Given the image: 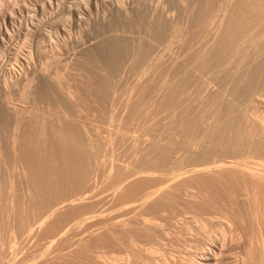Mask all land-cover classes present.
I'll return each instance as SVG.
<instances>
[{
  "label": "rangeland",
  "instance_id": "rangeland-1",
  "mask_svg": "<svg viewBox=\"0 0 264 264\" xmlns=\"http://www.w3.org/2000/svg\"><path fill=\"white\" fill-rule=\"evenodd\" d=\"M123 1L125 7L133 3L3 0L0 7L15 12L22 34L43 24L30 45L22 43L23 49V35L12 31L14 41L0 49V62L6 65L0 63L2 75L10 69L18 76L25 54L32 57L30 68L34 61L41 63L34 45L45 34L54 35L58 23L59 37L67 42L59 51L60 72L72 71L80 85L98 197L115 191L134 172L153 169L158 175L144 190H158L157 200L128 215L131 223L124 231L112 235L97 226V237L82 248L78 264H150L136 252L153 251L149 256L155 264H194L205 248L216 253L211 264H264V186L238 180L228 170L191 172L230 158L245 163L264 159V0H144L142 6L135 3L130 23L107 10ZM103 16L107 22L101 24ZM120 26L155 45V66L140 63L130 44L107 39L101 56L127 58L121 82L94 51L84 53L76 65L69 60L81 46ZM75 39L82 42L79 48L72 44ZM51 41L43 45L50 49ZM140 75L139 91L135 81ZM138 193L120 189L109 207L114 212ZM94 207L105 209L83 203L79 211Z\"/></svg>",
  "mask_w": 264,
  "mask_h": 264
},
{
  "label": "bare ground",
  "instance_id": "bare-ground-1",
  "mask_svg": "<svg viewBox=\"0 0 264 264\" xmlns=\"http://www.w3.org/2000/svg\"><path fill=\"white\" fill-rule=\"evenodd\" d=\"M132 2L129 7H125L124 1L117 2L107 10L122 22L130 23L134 6L145 4L144 0ZM2 5L3 0H0V7ZM95 9H98L97 2ZM15 16V12L9 14L0 10L1 50H5L11 42L13 30L16 29L18 35L22 34L21 22ZM106 18L103 16L99 22L106 23ZM41 24L34 31L23 32L22 49L32 37L39 36L43 27ZM58 26L57 23L54 35L47 33L34 45L35 57L43 60L38 62L39 65L34 61V67L30 68L32 57L29 51L28 56L23 54L21 68L16 65L20 69L18 76H12L10 69L0 74V264H62L67 261L78 264L82 248L97 237V226L105 227L106 232L112 235L119 230L124 231L131 223L128 215L153 204L159 197L158 190L144 192L145 183L158 178L153 169L134 172L110 194L102 197L96 194L93 142L85 131L88 121L85 119L82 122L81 119L84 109L76 74L69 71L63 75L60 72L62 58H59V51L67 42L59 37ZM124 26L106 32L101 40L92 39L89 45H83L77 51L74 49L76 52L69 60L76 65L84 53L94 51L107 70L121 82L127 74V58L122 55L101 56L99 49L107 39L119 45L130 44L140 63L155 66L158 61L155 45ZM62 27L61 31L65 32L67 28ZM45 39L52 40V48L47 49L43 45ZM81 43L75 39L72 44L74 48H79ZM2 52L3 55L5 51ZM142 86L143 75H140L135 81V88L140 91ZM116 167L119 171L126 170L122 165ZM223 170H228L238 180L245 178L252 186H264V159L259 156L247 163L234 158L212 162L209 166H196L191 172ZM120 189L126 193L138 190L139 193L112 212L109 204ZM83 203L102 204L105 209L94 207L95 210L82 213L79 210ZM106 222L109 224L106 225ZM136 254L141 260L155 264L149 255L142 252ZM215 259V251L205 248L194 264H211Z\"/></svg>",
  "mask_w": 264,
  "mask_h": 264
}]
</instances>
